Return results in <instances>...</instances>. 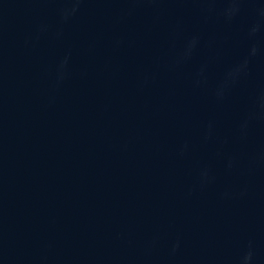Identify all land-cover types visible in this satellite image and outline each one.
I'll list each match as a JSON object with an SVG mask.
<instances>
[{
  "label": "water",
  "instance_id": "obj_1",
  "mask_svg": "<svg viewBox=\"0 0 264 264\" xmlns=\"http://www.w3.org/2000/svg\"><path fill=\"white\" fill-rule=\"evenodd\" d=\"M0 264H264V0H0Z\"/></svg>",
  "mask_w": 264,
  "mask_h": 264
}]
</instances>
